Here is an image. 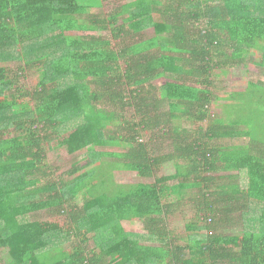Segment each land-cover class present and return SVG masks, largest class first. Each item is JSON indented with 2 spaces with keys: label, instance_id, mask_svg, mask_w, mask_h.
Wrapping results in <instances>:
<instances>
[{
  "label": "trees",
  "instance_id": "obj_1",
  "mask_svg": "<svg viewBox=\"0 0 264 264\" xmlns=\"http://www.w3.org/2000/svg\"><path fill=\"white\" fill-rule=\"evenodd\" d=\"M91 4L0 0L3 264H264V81L228 94L230 117L210 109L216 69L251 53L264 68V0H131L103 17ZM63 146L82 157L55 180L47 149ZM195 188L197 220L175 236Z\"/></svg>",
  "mask_w": 264,
  "mask_h": 264
},
{
  "label": "rangeland",
  "instance_id": "obj_2",
  "mask_svg": "<svg viewBox=\"0 0 264 264\" xmlns=\"http://www.w3.org/2000/svg\"><path fill=\"white\" fill-rule=\"evenodd\" d=\"M92 2V15L95 17H103L110 13V11L119 8L121 5L130 2L131 0H89ZM122 20L118 19V26L119 23H121ZM84 32H78V31H72L71 34L74 35H82ZM91 34L100 35L105 38H110L112 43L118 42L119 39H113L111 37V34L109 30H96L90 32ZM153 34V31L151 28H147L144 30L143 35L144 39L147 37H150ZM130 42V41H128ZM11 62V65L15 67V59L9 61ZM21 66H23V63L20 62ZM215 73H217V77L214 79V87H215V95L218 97L217 101L213 104V106L210 108L211 113L216 116L220 115L222 118L230 117L231 113L227 110H223L221 107V104L227 103L226 97L230 92H239L243 91L246 87V81L247 80H261L264 81V68L260 67L257 64V57L254 56V54L248 55L243 62H241L238 65L235 66H225L223 69L215 70ZM31 74V73H30ZM163 80V77H157L154 78L151 82L152 85L158 86L157 82H160ZM30 78L26 79L24 82L29 83ZM229 102V101H228ZM131 112H133L131 110ZM213 119V116L211 117ZM181 125V123H180ZM224 142H228L227 140H224ZM98 149H105V150H121V147H104V148H98ZM80 153L76 152L73 154L68 153L66 148L60 147L58 149H47V161L48 166L47 170L50 171V174L55 180L64 174L71 166L72 164L80 159L79 157H82L79 155ZM108 160L107 158H104ZM113 160V159H112ZM161 175H171L175 172L174 166L172 162L165 163L161 170L159 171ZM110 173V172H107ZM234 173V172H232ZM113 179L116 184H131L135 182H141V181H152V179L148 178H142L137 175L136 172L133 171H122V170H114L113 171ZM215 174H222L225 175L226 172H217ZM205 175L212 176V173H207ZM46 180V179H45ZM176 181H171L169 184H173ZM182 194L183 199L186 201L185 205L181 206L180 212L172 215L169 217V223L168 227L172 231L173 235L175 236H183L185 232V224L189 223L191 220H197L194 215L196 214V208L195 203L192 201V199H200L201 197L198 196V191L195 189L187 190L185 189ZM171 199H176V196H171ZM80 198V197H79ZM81 201V199H79ZM81 203V202H80ZM199 212V216H200ZM126 228L131 231H143V226L141 222H127L125 223ZM237 229V228H236ZM236 229H229L225 233H236ZM75 242V241H74ZM73 242V243H74ZM69 244V242L64 245L67 249L70 248V246L73 245ZM94 243L90 240V243L88 247H93ZM9 256L6 251H0V264L6 263Z\"/></svg>",
  "mask_w": 264,
  "mask_h": 264
}]
</instances>
